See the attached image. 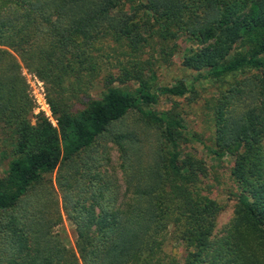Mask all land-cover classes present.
<instances>
[{"label":"trees","instance_id":"16d2710c","mask_svg":"<svg viewBox=\"0 0 264 264\" xmlns=\"http://www.w3.org/2000/svg\"><path fill=\"white\" fill-rule=\"evenodd\" d=\"M181 39L182 66L215 85L202 98L209 146L178 102L152 109L160 96L200 98L183 81L155 83ZM22 69L45 84L55 125L34 114ZM0 132L13 143L0 264H163L170 227L185 254L168 264H264V0H0ZM193 142L233 159L220 239L224 208ZM63 216L74 250L54 232Z\"/></svg>","mask_w":264,"mask_h":264},{"label":"rangeland","instance_id":"374dc122","mask_svg":"<svg viewBox=\"0 0 264 264\" xmlns=\"http://www.w3.org/2000/svg\"><path fill=\"white\" fill-rule=\"evenodd\" d=\"M127 9L129 6L126 7ZM178 49L177 52L171 59L170 64H163L156 69L155 73V83L157 86H171L179 81H183L186 85L191 88H195L198 92V97L196 101H188L185 98H169L166 96H160L158 103L152 107L153 110L163 111L167 110L172 105V100L178 102L179 109L183 113L182 118L187 126V129L191 133H196L201 135V140L209 146L211 143L208 141L210 136V128L208 127V122L205 117V108L202 98H206L214 93L215 85L203 78L197 79V73L185 69L182 66V56L184 54V49L188 46L187 42L182 39L177 41ZM22 74L26 79L29 86L31 96L35 103L34 114H42L44 116L50 117L49 120L54 122V117L51 111H48L47 98H46V86L35 74L22 69ZM204 74V72H202ZM241 77V76H240ZM99 87V86H97ZM136 87L135 84H128L123 86L121 89L124 91L132 92ZM89 94L95 98L98 97L95 89L90 90ZM82 97V96H81ZM80 105L77 104L74 110L80 109ZM49 108V106H48ZM34 123V119L31 120ZM12 134L1 133L0 132V177L6 172L9 162L12 160ZM189 150L193 152L197 157L203 159L208 167L209 175L204 180L203 188L209 193V195L215 199L219 204L223 206V211L220 214L217 226L215 229V238L220 239L223 228L228 224L233 216L236 200L234 193L236 189L234 185L230 182L228 177V171L233 166V159L229 156L223 159L216 158L210 151H208L205 145L197 142H193L188 146ZM111 166L117 176L120 179L122 185V193L125 192V187L121 182V173L118 169V153L113 148L111 152ZM56 172L49 175L54 181ZM67 248L74 250L75 236L73 226L66 220L65 216L62 217V222L59 226L54 229ZM173 228H169L166 233V239L162 246V251L160 254L161 262L163 264H168L171 259H176L182 261L183 255L185 254L184 248L180 243H178L173 237L171 231Z\"/></svg>","mask_w":264,"mask_h":264},{"label":"built area","instance_id":"2783aa9c","mask_svg":"<svg viewBox=\"0 0 264 264\" xmlns=\"http://www.w3.org/2000/svg\"><path fill=\"white\" fill-rule=\"evenodd\" d=\"M47 109H48V111H50V109L48 108V106H47ZM46 118H48V119H50V117H48V116H45ZM51 121V120H50ZM52 122V121H51ZM54 122H52V124H53Z\"/></svg>","mask_w":264,"mask_h":264}]
</instances>
